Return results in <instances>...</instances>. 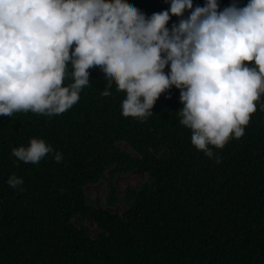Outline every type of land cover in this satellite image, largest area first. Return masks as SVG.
<instances>
[{"label":"trees","instance_id":"trees-1","mask_svg":"<svg viewBox=\"0 0 264 264\" xmlns=\"http://www.w3.org/2000/svg\"><path fill=\"white\" fill-rule=\"evenodd\" d=\"M122 2L146 16L170 6ZM124 98L95 69L62 113L0 114V264H264V93L244 134L210 145L211 157L180 123L175 86L144 118L124 116ZM33 137L53 151L36 163L12 154ZM134 172L139 184L121 189L119 178ZM13 173L23 180L16 187L7 183ZM97 186L99 195L90 192Z\"/></svg>","mask_w":264,"mask_h":264},{"label":"clouds","instance_id":"clouds-1","mask_svg":"<svg viewBox=\"0 0 264 264\" xmlns=\"http://www.w3.org/2000/svg\"><path fill=\"white\" fill-rule=\"evenodd\" d=\"M169 3L146 16L122 0H0V114L62 113L99 69L108 89L114 83L125 93L126 117L150 115L161 93L179 89L180 123L211 157L210 145L223 148L244 134L264 93V0H232L223 8L219 0ZM171 15L180 19L169 28ZM50 151L37 137L12 148L32 163ZM7 183L23 180L13 173Z\"/></svg>","mask_w":264,"mask_h":264},{"label":"rangeland","instance_id":"rangeland-1","mask_svg":"<svg viewBox=\"0 0 264 264\" xmlns=\"http://www.w3.org/2000/svg\"><path fill=\"white\" fill-rule=\"evenodd\" d=\"M142 177H143V173L134 172L127 177H120L118 180V185L121 189L129 187V186L135 187L139 184ZM91 191H96V193L99 195L101 192V186L90 188V192ZM89 224L92 225V222L89 221Z\"/></svg>","mask_w":264,"mask_h":264}]
</instances>
